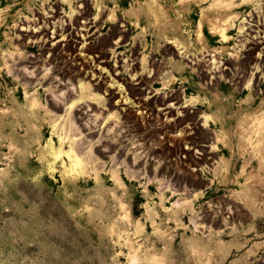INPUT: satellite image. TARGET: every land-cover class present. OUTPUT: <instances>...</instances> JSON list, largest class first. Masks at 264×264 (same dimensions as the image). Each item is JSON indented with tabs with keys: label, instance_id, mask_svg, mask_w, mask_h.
Segmentation results:
<instances>
[{
	"label": "rangeland",
	"instance_id": "obj_1",
	"mask_svg": "<svg viewBox=\"0 0 264 264\" xmlns=\"http://www.w3.org/2000/svg\"><path fill=\"white\" fill-rule=\"evenodd\" d=\"M85 2L91 6V18L102 17V39L114 22L130 31L120 47H106L111 65H118L117 58L123 57V75L128 76L136 49L139 71L156 77L154 89L181 92V102H191L199 115L209 114L215 120L209 130L221 139L218 161L203 164L206 185L198 197L189 182L172 178V173L184 174L192 167L184 165L177 151L167 152L170 146L178 148L181 132L173 131L172 139H163L160 121L153 117L149 122L146 109L126 123L118 112L110 117L108 101L82 78L69 83L72 98L95 108L83 109V121L88 123L80 127L73 123L77 105L73 110L68 107L72 99L64 105L67 92L61 96L62 91L49 83L53 76L59 79L60 70L71 69L69 56L51 60L53 56L42 54L38 43H21L19 26L26 20L47 17L52 7L72 15ZM262 5L264 0H0V264H264V123L259 131L258 120L264 118V81L256 87L248 79L238 87L233 80L223 79L221 85L211 87L188 63L212 50L222 57L240 55L241 21L252 16L262 20ZM212 26L227 27L231 39L223 43ZM174 40L184 53L166 51ZM34 55L41 60L40 67H24L33 78L30 83L16 72L13 75L11 68L19 58ZM150 57L155 59L153 64ZM236 92L227 116H237L241 123L223 128L222 105L209 102L217 95L223 101L234 98ZM54 101L64 107L54 108ZM93 130L103 132L102 136L86 137ZM60 135L67 137L64 150L82 141V156L87 158L78 173L67 171V156L57 157ZM107 145L114 147L113 152H102L108 156L96 150H106ZM121 148H128L123 157L118 154ZM206 208L221 219V229L207 219Z\"/></svg>",
	"mask_w": 264,
	"mask_h": 264
},
{
	"label": "bare ground",
	"instance_id": "obj_2",
	"mask_svg": "<svg viewBox=\"0 0 264 264\" xmlns=\"http://www.w3.org/2000/svg\"><path fill=\"white\" fill-rule=\"evenodd\" d=\"M87 3L85 2V5L83 6V8L81 10H79L78 12L74 11L75 13L72 15H66V14L63 15V14H61V12L59 11V9L57 7H52V11L50 12L51 14L49 16L39 17L38 19L33 20V21L26 20L21 26H19V35L21 38V43L23 45H25L29 42L38 43V46H39L42 54L48 53V54L53 56V58L51 60H54L55 59L54 57L58 58L59 56H65V55L69 56L71 69L67 70V68H65V70H63V71H61L59 69L60 70L59 71L60 74L58 75L59 79H57V77H55V76H53L52 78H50V77H48V78H50V81H49L50 84H54L56 89L58 88L60 91H62V92H60L61 94L59 93V91L57 92L61 96H62L63 91H64V93H65V91L67 92L66 100H63V98H60L63 100L62 102L64 103V105L67 103L68 99H70V100L72 99L70 104L68 105L69 108L72 109L73 106L77 105V106H75V118H74L73 123H75V121H76L80 125V127H81V125H83L82 127H84V124L88 123V122L86 123L85 121H83L84 117H85L83 109H85V107H91L92 110H94V108H95L94 105L87 104L86 102H83L82 99H78V98L76 99L75 97L72 98L73 97V93H72L73 91H71V88L69 89V83L73 84V82H75L77 79L82 78L83 80H85V82H86L85 84L93 86V88L95 90H97V92H99V95L103 96L108 101V107H109L108 110H109L110 117L112 115H116V113L118 112L124 118V122L126 123V122H130V121L135 120L137 115L138 114L141 115L143 112L142 110L146 109L149 112V115L146 114L149 116L148 117L149 122L153 121V117L157 118V120L160 121V125L158 127V132L164 133L165 136L162 137L163 139L164 138L165 139L166 138L172 139L171 137L173 136V134H172L173 131L181 132L180 134L182 136H181V138L179 136V138H180V140L178 139L179 143H178V145L175 144L178 146L177 149L174 150V149H172L173 147L170 148L171 146L170 147L167 146L168 148L166 146L165 147L167 148L168 153H173V152L177 151L179 155H183L184 165L192 166L191 167L192 169L190 168V170H188V168H189L188 167V168H186L187 172H184V174H180V175L177 173H172V178L176 179L175 182L181 181L185 184H186V182L187 183L189 182V184L192 186V194L195 197H198L199 194L203 191V187L206 185L203 177L201 176L203 164H205V163L214 164V163H217V161H218L217 156H216V152L219 150V142L221 139L218 135L213 134L209 130V127L212 125V123L215 124V120H213V118H211L209 114L199 115L198 111H197V107L195 109L194 105H192L191 102H188V101L181 102L182 101L181 92L177 91V92L169 93V91L167 90L168 94H166L162 91V88H161V90L160 89H154V87L152 86V82L156 79V77L146 75L143 71H139V66H138L139 55L138 54L140 52L138 53L136 51V49L133 51V47H132L131 51H133L132 61L134 62V65L131 68L132 71L130 72V74L128 76L123 75V68L125 66V64H124L125 60H123V57L117 58L116 62L119 63L118 65H116V66L111 65V62L108 59L109 51L107 50L106 47L109 45L111 46V44H114L117 47H120L122 45V43H124L126 41V39L128 38L127 35L130 31L127 32L126 31L127 29L124 30L121 28L122 24L117 25V23L114 22L116 25H112L113 28H112L110 34L108 35V37L106 36L107 38L105 37L104 39H102V37H104V36H102L103 34H101L102 32L100 33L101 28H102V21H101L102 17L101 18H97V17L91 18L90 17V11L91 10L89 11V8H91V6L88 7L89 4H87ZM263 8H264V6H263ZM259 15H261V12ZM256 18H254L252 16L250 19H248V20L246 19L247 21H245V19L243 21H241V22H243L242 28L244 29V31H243L244 33L242 34L241 38L239 39V42H240L239 45L241 46V49H240L241 53H239L240 55L222 57V55H221L222 53L220 54L218 51L212 50L210 53H207V54L204 53L203 55L201 54V56H198V57L193 56V58L190 59V62L188 60V63H190V66L194 70H196L199 73V76L202 79H204L205 82H208L211 85V87H213V85H219L221 83V80H223V79L225 81H228L229 79L233 80L234 84L237 85L238 87L241 86L248 79L252 80V82H254V85L256 87L261 85V82L264 81V15H263L262 20H259ZM229 19H230V25L233 26L234 21H233L232 17H230ZM119 22H118V24H119ZM20 23L21 22H19V24ZM212 27H214V26H212ZM214 28H215V32L218 33V35L220 36L221 41L223 43H225L231 39L227 27H220V28L214 27ZM15 40H17L16 37H15ZM112 51H114V50H112ZM166 51L168 53H173V54L174 53H176V54L177 53L178 54L184 53L183 46H181L180 43H178L175 40L173 42L169 43V45L166 47ZM9 54H11V53H9ZM237 54H238V52H237ZM35 55L32 56L31 58H28V59L19 58V61L16 63V67L12 66L13 68H11L14 70L13 75H14V72H16L27 83H30V81H31L30 79H33V78H30L27 69H24V67L25 68H29V66L35 67V68L40 67L41 60L39 59L38 56H35ZM116 57H117V55H116ZM150 59H151V57H150ZM151 60H152V64H153L155 62V59H151ZM6 63H7V61H6ZM163 63H164V61H163ZM58 64H59V62H58ZM154 65H156V64H154ZM64 66L66 67V65H64ZM62 68H63V66H62ZM162 68L164 70L165 65H163ZM46 79H47V77H46ZM46 79L43 81L47 82ZM77 82H79V81H77ZM76 84L78 85V83H76ZM76 90H77V88H76ZM54 93L55 92H53V94ZM238 93L239 92L235 93L234 98H227V100H225V101L221 100L220 96L217 95L215 99L212 98L209 102L210 105L212 104V106H216L218 103H220L222 105V117H221L220 124L223 128L226 126H230L236 122L241 123L240 121L238 122L239 119L237 116H234V117L227 116V113L229 111H231L232 108L234 107L235 97L237 96ZM93 95H98V94H93ZM76 96H78V95L76 94ZM79 98H83L82 95H79ZM85 101H87V100H85ZM34 103L37 104L38 102H34ZM63 103H62V105H63ZM89 103H92V102H89ZM62 105H61V101L60 102L54 101L52 106L56 109H59V108L64 107ZM250 105H253V104L251 103ZM66 111H67V113L71 112V110L68 111V109ZM91 112H90V114H91ZM73 113H74V111H73ZM143 114H145V113H143ZM63 115H64V113H63ZM69 119H71V118H69ZM260 119L261 118H258V120L260 121L259 131H261L263 129V128H261V126L264 123V118L262 120H260ZM62 120H64V117L62 118ZM102 120H104V119H102ZM66 122H68L67 119H66ZM71 122H72V120H71ZM83 122H84V124H83ZM106 124H107V122H106ZM133 124H134V122H133ZM139 124L140 123H138V125ZM149 124H151V123H149ZM247 124L249 126V123H247ZM68 125L70 126V124H68ZM123 125L124 124H122V127H123ZM127 125H129V124H127ZM57 126H58V124H57ZM98 126H100V125H98ZM103 126L104 125H102V130H103ZM130 126L131 125L128 126L129 129H130ZM59 127H60V125H59ZM62 127L64 128V126H61V128ZM100 127L98 129H100ZM137 127H139V126H137ZM70 128H73V127L70 126ZM156 128H154V129H156ZM73 129H72V131H73ZM94 129H96V128L94 127ZM138 129H140V128H138ZM144 129H146V128L144 127ZM55 130H56V127H55ZM61 130H63V129H61ZM61 130H58V131H61ZM85 130L83 128L82 131L84 132ZM243 130H242V132H243ZM127 131H128V129H127ZM137 131L140 134V131L139 130H137ZM245 131H247V130H245ZM98 132H99V130H98ZM138 132H137V134H138ZM76 133L77 132L75 131V134ZM85 133H87V130L85 131ZM88 133L89 134H86V137L90 138V137H94L95 135H98L101 137L103 132L102 133H96L93 130V131H89ZM66 134H64V135H66ZM78 134H79V132H78ZM151 134H149L148 136L149 137L152 136ZM248 134H249V132H248ZM66 136L60 135L61 147L58 151L56 150L57 151L56 154H57V157L65 155L70 160V162H68L70 164H69V166L67 165L68 168H66L67 171H69V174H70V172H77L78 173L79 166L83 165V160L85 161V159L87 158L86 157L87 155L85 156L86 157L85 159L82 156V154L84 152L83 151L84 148H82V144H81L82 141H80V143L72 142L70 149L64 150V148L62 147V144L64 143L65 139L67 138ZM239 136L241 137V135H239ZM249 137H250V135H249ZM80 138L81 137L79 136L78 140H80ZM84 138H85V134H84ZM142 138H145V137H142ZM87 139H84V140H87ZM175 139H177V138H175ZM75 140L77 141V138ZM119 141H121V140H119ZM168 141H170V140H168ZM175 141H174V143H175ZM148 142L149 141L147 139L146 143H148ZM163 142H164V140H163ZM86 143H87V141L85 142V144ZM127 143L128 142H126V144ZM112 144H118V143L115 142ZM113 146H116V145H113ZM123 146H125V145H123ZM107 147H109V148H107L106 150L102 149V147L100 149L98 148L96 150H98L100 153H102L103 151L107 153L109 151L114 150V147H111L110 145H107ZM51 148H52V145H51ZM258 148H260V147H258ZM118 149H120V148H118ZM125 149L121 148V150H119L118 154L120 155V157H123L125 155V152L128 148L126 150ZM251 150H253V149H251ZM149 152H151V151H149ZM155 152H156V150H155ZM106 153H104V154L102 153V154L104 156H106L108 154V153L107 154ZM152 153H154V151ZM242 153H244V151ZM116 154H117V152H116ZM163 154H165V153L163 152ZM263 155H264V153H263ZM91 157L94 158L95 155H94V157L93 156H91ZM126 157H127V153H126ZM148 157H149V155H148ZM62 160H63V158H62ZM140 161H141V159H140ZM152 162H153V160H152ZM259 165H260V163H259ZM63 168H65V167H63ZM184 168H185V166H184ZM82 174H84V173L82 172ZM224 199H225V197H224ZM234 202H235V200H234ZM225 203H227V202H225ZM222 204H224V203H222ZM221 208H220V210H222ZM209 210H210L209 208L208 209L206 208V210H205L207 219H209L212 223H216L220 226V224L222 223L221 222L219 224L221 219H219L217 215H213L211 213L213 211H211V210L209 211ZM214 211H215V209H214ZM228 212L231 213V211H228ZM237 212L238 211L235 210V213H237ZM240 212L241 211H239V213ZM203 215L204 214H201V216H203ZM236 216H239V215H236ZM240 216H242V214H240ZM233 219H235L234 215L232 217V220ZM206 220H204V221H206ZM206 225H207V223H206ZM213 226H215V225H213ZM222 226H224V225H222ZM220 229H221V226H220ZM130 253H132V251ZM139 254H141V253H139ZM158 263H160V262H158Z\"/></svg>",
	"mask_w": 264,
	"mask_h": 264
}]
</instances>
